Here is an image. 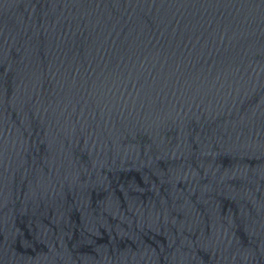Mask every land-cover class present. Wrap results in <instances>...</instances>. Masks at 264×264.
<instances>
[{"label": "water", "instance_id": "obj_1", "mask_svg": "<svg viewBox=\"0 0 264 264\" xmlns=\"http://www.w3.org/2000/svg\"><path fill=\"white\" fill-rule=\"evenodd\" d=\"M0 264H264V0H0Z\"/></svg>", "mask_w": 264, "mask_h": 264}]
</instances>
